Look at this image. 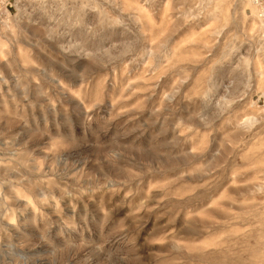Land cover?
Listing matches in <instances>:
<instances>
[{
	"label": "clouds",
	"instance_id": "obj_1",
	"mask_svg": "<svg viewBox=\"0 0 264 264\" xmlns=\"http://www.w3.org/2000/svg\"><path fill=\"white\" fill-rule=\"evenodd\" d=\"M33 3L31 24L0 36V83H13L12 70L28 101L0 113V153L18 145L0 157V264H207L182 242L195 227L184 198L195 199V189L178 192L168 177L222 167L242 119L255 120L246 132L264 141V0H207L209 27L225 39L198 66H178L172 52L153 63L146 50H158L159 38L134 13L158 8L155 0ZM18 49L35 52V62L21 64ZM141 63L146 71L132 79L129 66ZM29 67L51 76L47 101L42 71ZM139 89L148 94L135 96ZM225 126L232 131L221 140ZM190 140L202 143L190 150ZM257 252L264 264V242L236 264H253Z\"/></svg>",
	"mask_w": 264,
	"mask_h": 264
},
{
	"label": "rangeland",
	"instance_id": "obj_2",
	"mask_svg": "<svg viewBox=\"0 0 264 264\" xmlns=\"http://www.w3.org/2000/svg\"><path fill=\"white\" fill-rule=\"evenodd\" d=\"M129 2L145 5V0ZM152 2L153 0H148V3ZM155 3L159 5L158 8L149 9L145 6L137 8L134 13L144 14L151 21L152 36L159 38L158 50L153 51L151 45L146 50L153 57L154 64H158L164 55L172 52L178 66L180 64L198 66L203 62L205 52L214 50L216 45L225 39L223 32L213 35L214 28L209 27L212 18L208 13L211 10L202 7L207 0H155ZM34 8L33 0H0V36L5 34L6 29L9 32L24 31L39 15ZM122 44L124 46L120 51H124L130 42L123 41ZM227 50L230 51V47ZM17 57L21 64L31 65L35 62V52L30 49H18ZM129 69L132 79L142 77L146 71L143 63L138 66L130 65ZM26 71L31 75H35L36 71H42L40 79L44 81V86L41 90L47 94L42 99L47 101L54 91L48 83L51 76L47 70L29 67ZM125 75L123 69L120 73L113 72V83H116L117 76L123 78ZM65 77L71 79L70 73H65ZM5 78H11L13 83L8 85L0 83V113L14 112L28 103L22 99L23 82H20L21 87L16 86L12 70H9ZM163 80L164 77H161L156 81V91L160 95L164 92L161 83ZM195 86L196 81L193 80L189 90ZM147 94L142 89L135 91V96L141 98ZM68 95L74 97L72 91H69ZM256 99L253 97V100ZM29 100L35 102L32 93L29 94ZM24 110L32 111L29 108ZM20 128L21 126L13 127L10 135L20 131ZM247 129L255 130V120L250 117L240 121V131L230 137V142L237 146L227 149L219 160L222 167H218L211 175L190 174L183 177L177 173L178 178L168 177L175 181L178 192L195 189L192 193L195 199L184 197L189 200L191 211L196 213L191 219L186 213V223H191L195 227L189 230L192 235L182 237V242L191 249V255L205 260L207 264H236L238 259L242 258L239 254L245 249L253 245L258 247L264 242V168L259 167L260 159L264 156V141L255 140L251 133L246 132ZM231 131V126H225V129L216 135L223 140ZM201 143L202 141L190 140L188 147L192 150ZM17 147L18 145L13 144L11 149L0 153V157H10ZM219 147L218 143L217 148ZM193 155L200 154L193 152ZM188 171L191 173V168ZM253 264H259L258 252L253 256Z\"/></svg>",
	"mask_w": 264,
	"mask_h": 264
},
{
	"label": "built area",
	"instance_id": "obj_3",
	"mask_svg": "<svg viewBox=\"0 0 264 264\" xmlns=\"http://www.w3.org/2000/svg\"><path fill=\"white\" fill-rule=\"evenodd\" d=\"M258 15H260V13H258Z\"/></svg>",
	"mask_w": 264,
	"mask_h": 264
}]
</instances>
